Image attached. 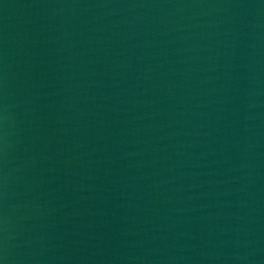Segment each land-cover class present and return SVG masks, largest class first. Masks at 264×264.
<instances>
[{"label":"water","instance_id":"1","mask_svg":"<svg viewBox=\"0 0 264 264\" xmlns=\"http://www.w3.org/2000/svg\"><path fill=\"white\" fill-rule=\"evenodd\" d=\"M0 264H264V0H0Z\"/></svg>","mask_w":264,"mask_h":264}]
</instances>
